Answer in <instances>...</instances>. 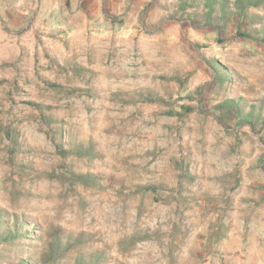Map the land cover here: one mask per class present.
Returning <instances> with one entry per match:
<instances>
[{
    "label": "rangeland",
    "instance_id": "374dc122",
    "mask_svg": "<svg viewBox=\"0 0 264 264\" xmlns=\"http://www.w3.org/2000/svg\"><path fill=\"white\" fill-rule=\"evenodd\" d=\"M0 264H264V0H0Z\"/></svg>",
    "mask_w": 264,
    "mask_h": 264
},
{
    "label": "trees",
    "instance_id": "16d2710c",
    "mask_svg": "<svg viewBox=\"0 0 264 264\" xmlns=\"http://www.w3.org/2000/svg\"><path fill=\"white\" fill-rule=\"evenodd\" d=\"M65 150L64 149H61V152H64Z\"/></svg>",
    "mask_w": 264,
    "mask_h": 264
}]
</instances>
